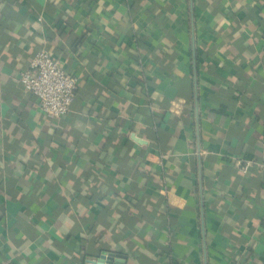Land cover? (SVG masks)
I'll use <instances>...</instances> for the list:
<instances>
[{"label":"crops","instance_id":"crops-1","mask_svg":"<svg viewBox=\"0 0 264 264\" xmlns=\"http://www.w3.org/2000/svg\"><path fill=\"white\" fill-rule=\"evenodd\" d=\"M44 48L57 120L18 79ZM262 160L264 0H0V261L264 264Z\"/></svg>","mask_w":264,"mask_h":264},{"label":"built area","instance_id":"built-area-1","mask_svg":"<svg viewBox=\"0 0 264 264\" xmlns=\"http://www.w3.org/2000/svg\"><path fill=\"white\" fill-rule=\"evenodd\" d=\"M18 79L27 92L39 98L42 112L53 120L62 118L72 110L80 86L79 79L45 48L39 50L29 65L19 72ZM239 164L244 172L256 165L247 159ZM257 166L264 172V160ZM0 264L7 263L0 261Z\"/></svg>","mask_w":264,"mask_h":264},{"label":"water","instance_id":"water-1","mask_svg":"<svg viewBox=\"0 0 264 264\" xmlns=\"http://www.w3.org/2000/svg\"><path fill=\"white\" fill-rule=\"evenodd\" d=\"M123 259V260H122ZM93 264H114L115 262L118 264H124V258H120L114 253H105L102 254L98 259H90Z\"/></svg>","mask_w":264,"mask_h":264}]
</instances>
